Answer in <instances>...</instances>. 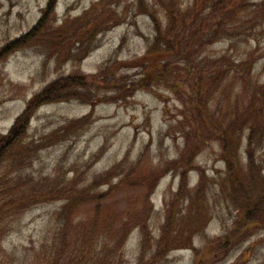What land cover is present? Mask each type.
Returning a JSON list of instances; mask_svg holds the SVG:
<instances>
[{
  "label": "trees",
  "instance_id": "trees-1",
  "mask_svg": "<svg viewBox=\"0 0 264 264\" xmlns=\"http://www.w3.org/2000/svg\"><path fill=\"white\" fill-rule=\"evenodd\" d=\"M145 2L136 0L139 14L147 11ZM159 3L166 18L146 14L153 36L146 40L144 54L133 61L131 69L113 59L91 77L70 76L48 84L27 102L8 132L0 135V167L9 162L19 178L23 172L20 170L30 163L26 161V152L33 149L32 143L25 142L35 112L50 103L81 101L77 91H87L88 84L92 87L87 91L89 95L81 96L87 104L125 103L137 91L158 88L169 91L180 106L181 120L177 123L181 129L191 122L195 125L192 140L190 136L185 138L196 143L191 146L185 142L187 160L184 163L181 153L170 161L159 160L156 168L145 173V180H139L133 168L127 171L113 168L96 180L72 178L37 184L30 180H0V264H162L171 251L189 246L195 220L201 222L203 215H208V221L212 218L216 207L208 198L218 191L227 209L241 218L242 228L264 230V81L253 76L256 51L238 60L227 54H209L210 46L222 40L229 41L228 46L235 49L237 42L230 38L244 34L243 30L247 32L245 36L264 35V1L253 4L252 12L247 9L248 0H191L185 9L178 0ZM94 11L95 8L89 10L80 28L74 30L70 24L52 28L46 18H40L14 44L26 45L33 37L48 54L76 65L99 46L100 35L124 22L123 18H102L96 13L99 17L92 18L90 24L89 17ZM87 32L92 37L83 42ZM123 68L135 73L122 75ZM231 75L244 81L241 103L235 105L231 114L215 116L209 111L208 116L207 108L214 95ZM210 141H215L220 149L219 159L225 173L218 185H210L208 192L205 174L194 161L200 147ZM193 170L199 171L200 180L190 189L187 174ZM168 174L180 180L171 204H164V223L159 235L152 238L148 233V221L154 213L150 199L157 180ZM118 189L141 191V196H133L129 209L123 210L121 202L113 198ZM165 194L166 191L164 199ZM56 202L60 205L52 219L54 227H47L37 244L19 252L4 248L9 217L22 216L33 205ZM139 206V214L129 213ZM86 207L92 210V215L82 220L80 211ZM177 211L186 212L182 223L175 221ZM241 225L240 220H235L223 235L207 242L201 253L196 254L194 264H211L214 259L228 256L235 246L232 234L241 240ZM134 230L141 231L142 239L135 261L130 262L126 260L124 246Z\"/></svg>",
  "mask_w": 264,
  "mask_h": 264
},
{
  "label": "rangeland",
  "instance_id": "rangeland-1",
  "mask_svg": "<svg viewBox=\"0 0 264 264\" xmlns=\"http://www.w3.org/2000/svg\"><path fill=\"white\" fill-rule=\"evenodd\" d=\"M264 0H248L250 11L253 4ZM160 0H146L145 14L137 12L136 0H0V135H5L15 119L24 110L27 102L44 87L52 82H60L70 76H89L110 60H117L132 66L135 59L141 57L146 49V40L150 41L153 32L148 14L154 18H166L160 6ZM185 9L191 0H178ZM92 8L94 13L89 18H123L124 22L113 27L99 37V46L90 52L76 65L66 63L52 54H48L33 37L26 45L14 44L28 34L40 18H46L52 28L70 24L71 28H80L83 16ZM147 14V15H146ZM243 30V29H242ZM244 34L230 38L236 41L235 49L230 48L229 41L222 40L209 49V54L220 56L227 54L232 60L243 59L256 51L253 76L264 81V35L251 36ZM92 37L87 32L83 42ZM234 43V42H233ZM227 51V52H226ZM207 53V52H206ZM131 65V66H130ZM121 70L122 75H132L135 70ZM131 69V68H129ZM87 84V83H86ZM244 81L229 77L214 95L213 103L207 108L215 116L233 111L235 105L243 99ZM88 89L91 85L88 84ZM87 89V91H89ZM102 89V88H101ZM86 90L77 91L81 101L50 103L40 107L31 118L28 138L25 144L28 156L26 169L17 178V171L12 172L9 162L0 167V180H30L37 184L45 180H96L113 168L124 171L133 168L139 180H145V173L153 170L159 160L176 159L180 153L184 163L188 155L185 142L193 146L192 127L186 124L181 129L179 122L180 106L176 98L167 90L158 88L154 91H137L125 103H83L81 96H88ZM86 119V121H82ZM190 136V141L185 140ZM187 148V147H186ZM194 164L205 174V187L209 192L212 183L221 181L225 168L219 159V147L215 141L200 147ZM197 170L188 172L187 180L191 189L200 180ZM180 178L168 174L157 180V185L150 202L153 215L148 221V233L152 238L159 235L158 230L164 223V204L170 205L172 195L177 189ZM169 197L165 201L163 194ZM114 200L121 202L123 210L130 207L133 196L140 197L141 191L118 189ZM218 201L219 204H215ZM208 202L216 207L215 213L208 221V215L196 220V228L191 230L192 239L189 246L171 251L162 264H194L196 254L201 253L207 242L223 235L235 220L241 218L227 209L220 191L209 196ZM186 204V202H185ZM59 203L33 205L22 216H11L7 219L6 228L9 235L4 242L8 251H21L32 244H37L47 227H54L52 221L59 208ZM226 207V208H225ZM140 206L130 214H139ZM185 210V208H182ZM181 212V211H180ZM176 213V211H175ZM186 212L178 213L175 221ZM92 215L88 207L82 208L80 218L86 220ZM242 237L236 239L233 233L231 249L228 256L212 260L211 264H264V230L242 228ZM141 231L134 230L124 246L126 260L134 262L141 245ZM241 241V242H240ZM243 242V243H242ZM242 243V245H241ZM214 261V262H213Z\"/></svg>",
  "mask_w": 264,
  "mask_h": 264
}]
</instances>
